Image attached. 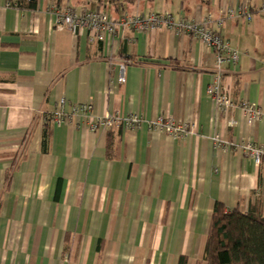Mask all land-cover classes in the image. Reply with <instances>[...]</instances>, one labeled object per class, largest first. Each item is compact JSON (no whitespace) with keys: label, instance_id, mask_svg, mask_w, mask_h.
I'll use <instances>...</instances> for the list:
<instances>
[{"label":"crops","instance_id":"1","mask_svg":"<svg viewBox=\"0 0 264 264\" xmlns=\"http://www.w3.org/2000/svg\"><path fill=\"white\" fill-rule=\"evenodd\" d=\"M240 5L252 20L222 28L240 54L223 85L264 111V0H0V264H208L218 203L264 215V167L242 148L264 147V118L250 126L238 107L218 113L207 95L215 57L202 42L119 29L100 43L57 24L68 7L202 21ZM62 99L143 122L96 133L83 117L56 125ZM158 117L193 134L150 129Z\"/></svg>","mask_w":264,"mask_h":264},{"label":"built area","instance_id":"2","mask_svg":"<svg viewBox=\"0 0 264 264\" xmlns=\"http://www.w3.org/2000/svg\"><path fill=\"white\" fill-rule=\"evenodd\" d=\"M264 10V6L262 7ZM246 18L249 22L252 15L248 6L225 7L221 9L220 16L213 18L207 16L202 21L187 18L176 19L172 14L156 15H124L115 20L106 13L93 12L89 9L76 11L70 7L58 12L57 24L66 27L72 33L78 34L87 31L90 39L104 43L108 36H113L119 29H132L140 34L166 29L177 35H185L202 42L215 57L214 81L207 89L208 97L215 103L218 113L227 116L230 111L238 107L244 112L247 123L254 126L264 118V111L258 106L241 101L235 103L230 89L225 88L223 80L229 69L239 65L240 54L232 48L222 36V28L227 20ZM125 65L120 66L121 83L125 82ZM77 117L85 119V126L96 133L100 130L107 132L114 127L124 130H134L141 126L142 118L139 115L123 117L119 115H106L96 117L92 103L82 105H69L65 99L59 101L51 120L56 125L74 123ZM150 129L168 134L176 139L188 137L193 134L188 124L178 123L170 118L158 117L149 123ZM258 167H264V147L247 144L242 147Z\"/></svg>","mask_w":264,"mask_h":264},{"label":"trees","instance_id":"3","mask_svg":"<svg viewBox=\"0 0 264 264\" xmlns=\"http://www.w3.org/2000/svg\"><path fill=\"white\" fill-rule=\"evenodd\" d=\"M12 6L34 9L38 0H8ZM60 6L63 0H54ZM208 264H264V215L228 211L216 205L208 233Z\"/></svg>","mask_w":264,"mask_h":264}]
</instances>
